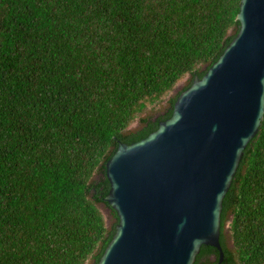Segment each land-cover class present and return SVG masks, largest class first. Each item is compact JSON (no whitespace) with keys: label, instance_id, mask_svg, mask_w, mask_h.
Returning <instances> with one entry per match:
<instances>
[{"label":"trees","instance_id":"obj_1","mask_svg":"<svg viewBox=\"0 0 264 264\" xmlns=\"http://www.w3.org/2000/svg\"><path fill=\"white\" fill-rule=\"evenodd\" d=\"M242 1L0 0V264H100L121 222L107 163L173 118L237 38ZM220 244V264H264V118ZM219 260L202 246L194 264Z\"/></svg>","mask_w":264,"mask_h":264},{"label":"water","instance_id":"obj_2","mask_svg":"<svg viewBox=\"0 0 264 264\" xmlns=\"http://www.w3.org/2000/svg\"><path fill=\"white\" fill-rule=\"evenodd\" d=\"M240 32L171 120L107 163L120 217L100 264H194L220 244L223 200L264 118V0H243Z\"/></svg>","mask_w":264,"mask_h":264},{"label":"rangeland","instance_id":"obj_3","mask_svg":"<svg viewBox=\"0 0 264 264\" xmlns=\"http://www.w3.org/2000/svg\"><path fill=\"white\" fill-rule=\"evenodd\" d=\"M185 82H186V80H184L181 84H179V86H178V87L176 88V90L172 93V95L176 94V92H177L178 90H180V89L184 86ZM161 106H162V107H161ZM161 106H158V105L149 106V107L145 110V112L143 113V116H145V115H156V113L159 112V111L161 110V108H163L165 105L163 104V105H161ZM138 126H139L138 121H135V122L131 125L130 129H136ZM102 210H103V214H104L106 220L109 222V216H110V215H109V211H108L107 209H105V208H102Z\"/></svg>","mask_w":264,"mask_h":264}]
</instances>
